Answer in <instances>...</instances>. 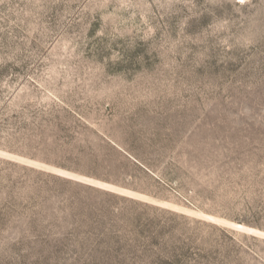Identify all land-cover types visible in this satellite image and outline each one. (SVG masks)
<instances>
[{
  "label": "rangeland",
  "instance_id": "obj_1",
  "mask_svg": "<svg viewBox=\"0 0 264 264\" xmlns=\"http://www.w3.org/2000/svg\"><path fill=\"white\" fill-rule=\"evenodd\" d=\"M0 264H264V0H0Z\"/></svg>",
  "mask_w": 264,
  "mask_h": 264
}]
</instances>
